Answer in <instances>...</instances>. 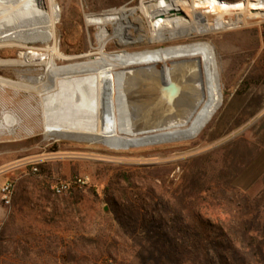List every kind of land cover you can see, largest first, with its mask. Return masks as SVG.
<instances>
[{
    "label": "rangeland",
    "instance_id": "1",
    "mask_svg": "<svg viewBox=\"0 0 264 264\" xmlns=\"http://www.w3.org/2000/svg\"><path fill=\"white\" fill-rule=\"evenodd\" d=\"M55 1L60 11L53 44L60 55L58 66L83 63L90 54L132 55L207 42L217 52L223 105L190 141L136 149L87 145L46 137L40 93L52 81L39 76L41 67L0 66V77L17 84L0 87V101L4 100L0 122L6 115L16 119L13 130L5 134L15 142L7 145L4 158L0 156V176L24 189L17 190L10 206L0 197L6 214L0 229L6 222L10 228L3 235L0 264H95L92 239L131 246L166 239L169 231L160 234L151 229L163 228V219L147 211L142 224L141 217L131 220L126 214L134 194L149 188L150 207L155 210L162 209L166 192L191 198L209 241L200 251L205 263L264 264V0H248L239 10L219 6L217 0ZM39 47L36 43L26 49L0 48V61H46L48 54ZM191 76L189 70L177 72L180 102L176 110L157 118L152 113V96L157 94L152 95L150 86L154 75L140 78L144 126L180 114ZM35 165L49 170L48 188L27 183L29 168ZM120 173L129 174L131 187L116 177ZM76 180L82 183L72 184L61 195L52 190L58 182ZM46 194L55 206L44 200ZM64 199H71V205ZM122 222L134 227L125 229ZM168 242L161 243L166 248Z\"/></svg>",
    "mask_w": 264,
    "mask_h": 264
},
{
    "label": "bare ground",
    "instance_id": "2",
    "mask_svg": "<svg viewBox=\"0 0 264 264\" xmlns=\"http://www.w3.org/2000/svg\"><path fill=\"white\" fill-rule=\"evenodd\" d=\"M55 2L0 0V48L26 49L30 44L37 43L48 54L46 61H0V66L41 67L43 73L39 76L53 77V85L40 93L42 122L47 138H60L68 133H79L82 137L94 138L103 135L106 140L111 141L139 138L133 135L136 126L146 127L143 123L146 112L141 106L143 99L139 96V81L147 73L154 75L150 86L152 95L157 92V96L159 90L156 85L159 83L178 81V71L189 70L192 73L191 85L186 91L187 100L184 105L181 104L180 114L168 120L158 121L163 127L177 125V128L161 134L171 137L191 135L214 112V115L216 114L223 96L217 52L210 43L198 42L174 49L151 50L132 55L123 52L112 57L104 54L95 57L90 54L83 63L58 66L56 62L60 55L53 44L60 11ZM10 31H13V34H10ZM173 64L176 66L173 67ZM28 75L24 77L32 79ZM16 85L0 77L1 88L17 87ZM177 85L180 90V85ZM24 87L36 89L25 85ZM199 100L200 105L189 117L193 106ZM152 109L155 118L167 111L165 108L159 109L155 104ZM187 116L189 121L181 122ZM104 121L106 129H112V133L103 131ZM7 127L0 122V131L10 133L11 129ZM119 127L124 133H118Z\"/></svg>",
    "mask_w": 264,
    "mask_h": 264
},
{
    "label": "trees",
    "instance_id": "3",
    "mask_svg": "<svg viewBox=\"0 0 264 264\" xmlns=\"http://www.w3.org/2000/svg\"><path fill=\"white\" fill-rule=\"evenodd\" d=\"M128 0H121V2H127ZM224 1V2H223ZM217 0V5L239 10L244 7L248 0ZM37 169V173H33V169ZM31 175L27 183L31 186L41 187L43 189L47 186V179L49 178V170L43 165H35L29 168ZM44 176L46 179L40 180L38 177ZM117 178L123 179L131 187V178L129 174L120 173L116 175ZM15 189L13 193V199L17 197V190L21 185L14 183ZM45 187V188H46ZM75 189V187H74ZM152 189H148V192L134 194L136 198L129 204L127 215H130L131 220L137 218L141 219L144 224V217L147 211L153 213V216L158 219H163V228L159 226H153L152 231L157 233H163L165 230L169 231L166 239L169 240L168 246L161 243L165 238H158L145 241L143 244L130 245L128 242H123L121 245L117 241L110 239H92L90 244L93 246L92 254L96 258L95 264H99V260H103L105 264H202L205 263L206 258L202 256L200 251L206 249L209 243L208 238L205 236V231L199 225V219L201 214L198 209H194L191 204V198L186 193H170L167 196L166 201L162 209L155 210L150 207ZM123 194V192H122ZM44 200L53 204L55 201L51 199L47 194L44 195ZM65 205H71V199H64L62 201ZM154 202V201H153ZM53 206V207H54ZM123 211V206L121 207ZM55 213V210H53ZM143 214V215H142ZM121 217V214H119ZM133 223H124L122 225L125 229L134 227ZM139 226V225H138ZM135 227L137 224L135 223ZM9 224L6 222L0 229V256L4 255L5 247L3 246L4 236L9 234ZM208 264V263H205Z\"/></svg>",
    "mask_w": 264,
    "mask_h": 264
},
{
    "label": "water",
    "instance_id": "4",
    "mask_svg": "<svg viewBox=\"0 0 264 264\" xmlns=\"http://www.w3.org/2000/svg\"><path fill=\"white\" fill-rule=\"evenodd\" d=\"M223 1V0H221ZM224 2V1H223ZM52 81L53 85V77L46 76ZM158 87V93L159 96L156 97L152 96L154 99V104L159 107V109L165 108L166 110H169L170 112H173L176 110L178 103L180 102V90L177 88L176 82L166 83L161 82L159 85H156ZM50 88V87H49ZM46 88L45 90H47ZM44 90V91H45ZM178 90V91H177ZM157 93V92H156ZM222 98V96H221ZM202 99V98H201ZM201 101L199 100L192 108V111L190 112L191 117L197 107L200 105ZM223 105V101L221 100L220 104L217 107V110L220 109ZM168 111V112H169ZM215 113V112H214ZM213 113V115H214ZM213 115L206 121H204L191 135H184V136H175L171 137L167 134H161L162 132L168 131L170 129H176L177 125L169 126H161L160 124H156L154 126H147V127H141L139 125L135 128V133L133 135L139 137L134 140H128V141H122V140H106V136H98L97 138L94 137H82L79 133H68L66 135L60 136L59 139L62 140H70L73 142L83 143L87 145H102L106 148H115V149H136V148H145V147H151V146H159V145H165V144H173V143H179V142H186L195 139L200 135V133L204 130V128L210 123L211 118ZM42 116V115H41ZM105 116H106V109H105ZM105 120V118H104ZM189 121L188 116L181 122ZM3 123L6 124L11 131L13 130V127L16 124V119L11 115H6L3 117ZM108 126V125H107ZM180 127V126H178ZM103 131L105 133H112V129H106V124L104 121ZM9 133V132H8ZM118 133L122 134L124 133L120 127L118 129ZM153 134V135H152ZM149 135V136H146ZM101 137V138H99Z\"/></svg>",
    "mask_w": 264,
    "mask_h": 264
},
{
    "label": "built area",
    "instance_id": "5",
    "mask_svg": "<svg viewBox=\"0 0 264 264\" xmlns=\"http://www.w3.org/2000/svg\"><path fill=\"white\" fill-rule=\"evenodd\" d=\"M34 172H37V169H33ZM82 183L81 180H76L73 183L58 182L52 186V190L55 194L61 195L65 192H68L71 189L72 184ZM14 183L11 181L6 182L0 189V197L5 206H10L14 193Z\"/></svg>",
    "mask_w": 264,
    "mask_h": 264
},
{
    "label": "crops",
    "instance_id": "6",
    "mask_svg": "<svg viewBox=\"0 0 264 264\" xmlns=\"http://www.w3.org/2000/svg\"><path fill=\"white\" fill-rule=\"evenodd\" d=\"M225 70V69H224ZM251 93H255V91H252ZM7 134V131H0V156L3 158L7 155L8 150H7V145L13 144L15 141L13 140H8L5 136ZM18 142L23 141L22 138L17 139ZM10 181L9 177H2L0 176V189L1 187L6 183ZM6 219V214L3 211V209L0 208V225H2L5 222Z\"/></svg>",
    "mask_w": 264,
    "mask_h": 264
}]
</instances>
